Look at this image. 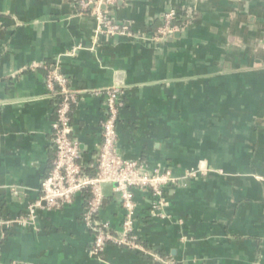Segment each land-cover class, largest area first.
Here are the masks:
<instances>
[{
  "label": "crops",
  "instance_id": "1",
  "mask_svg": "<svg viewBox=\"0 0 264 264\" xmlns=\"http://www.w3.org/2000/svg\"><path fill=\"white\" fill-rule=\"evenodd\" d=\"M185 9L199 19L156 40L163 15L180 20ZM111 11L131 37L97 34L96 16L73 0H0V220H29L0 229V264H264V0H121ZM55 68L81 96L71 136L84 167L105 118L92 92L119 86V154L151 172H195L166 189L160 212L149 191L135 192L147 254L114 245L93 254L85 193L30 216L56 155ZM103 195L100 220L119 231L120 196L111 184Z\"/></svg>",
  "mask_w": 264,
  "mask_h": 264
},
{
  "label": "built area",
  "instance_id": "2",
  "mask_svg": "<svg viewBox=\"0 0 264 264\" xmlns=\"http://www.w3.org/2000/svg\"><path fill=\"white\" fill-rule=\"evenodd\" d=\"M121 0H73L80 13H93L98 20L96 33L107 37L129 36V29L112 16V7ZM185 21L192 16L191 9L183 10ZM163 25L155 35L156 40L165 39L181 30L174 25L178 20L176 12H169L162 17ZM47 88L58 101L56 104V118L52 125L55 159L50 173L42 182L40 199L29 207L33 217L37 208L48 210L61 209L72 204L77 195H88L86 206L81 219L85 227L94 238L92 252L95 255L103 253L109 245L127 248L132 251L147 254L143 242L137 234V190L149 191L153 197L150 208L160 212L165 207V191L187 178H194L195 172L186 177L177 178L171 172L149 171L141 162L124 159L117 150L118 123L121 110L125 106V91L119 86L94 91L92 94L104 97L105 118L102 126V142L98 146L95 164L84 167L81 164V148L78 140L71 136V112L80 101V94L71 90L69 78L60 69L49 72ZM94 172V173H93ZM115 186L120 196L124 217L119 231L112 230L108 222L100 220L103 206V186ZM152 211V212H153ZM27 218L3 221L0 220V229L11 228L15 224L25 225ZM160 264H177L174 259H160Z\"/></svg>",
  "mask_w": 264,
  "mask_h": 264
},
{
  "label": "trees",
  "instance_id": "3",
  "mask_svg": "<svg viewBox=\"0 0 264 264\" xmlns=\"http://www.w3.org/2000/svg\"><path fill=\"white\" fill-rule=\"evenodd\" d=\"M184 14H185L184 12H181L180 20L174 22V25H177L181 29H183L188 23H191L194 20L199 19V17H200L199 14L197 13V11L193 10L190 20L189 21H187V20L185 21L184 19H182V18H184ZM158 264H160V263H158Z\"/></svg>",
  "mask_w": 264,
  "mask_h": 264
}]
</instances>
